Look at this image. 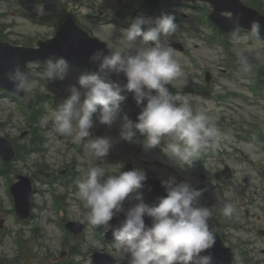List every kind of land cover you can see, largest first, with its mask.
Here are the masks:
<instances>
[{
	"label": "clouds",
	"instance_id": "1",
	"mask_svg": "<svg viewBox=\"0 0 264 264\" xmlns=\"http://www.w3.org/2000/svg\"><path fill=\"white\" fill-rule=\"evenodd\" d=\"M37 12L43 15L44 9L38 7ZM228 19L233 29L239 28L238 14ZM177 28L174 14L135 18L129 28L122 30L126 46L109 48L108 54L100 50L92 53L89 60L97 65L96 70L81 74L79 87L70 85L67 98L49 110L42 123L51 122L56 133L73 137L90 158L101 160L108 155L112 142L107 137L85 139L91 135L94 117L101 124L112 126L121 103L131 93L142 107L135 123L125 117L120 138L134 142V129L138 130L145 137V149L164 141L162 152L170 160L182 168L191 167L202 152L218 146L223 133L217 115L194 106L192 96L170 91L169 86L182 74L173 48L167 44ZM261 29L259 20L250 22L252 37L258 39ZM41 63L42 76L47 81L64 80L70 70L63 56H49ZM256 63H264V49L244 47L238 57L240 71L250 75ZM26 69L15 64L4 75L12 82L16 95L23 92L22 97L31 101L39 82L27 64ZM121 73L126 77L124 84L110 78L111 74ZM81 97L83 101L78 103ZM105 174L100 167H90L76 181V196L87 210L86 222L111 231L114 251L127 264H215L209 251L216 242V233L209 225L213 208L197 206L203 190L170 177L161 181L167 195L148 204L140 191L147 180L145 170L133 168L106 177ZM129 199L138 202L125 210L124 202ZM121 212L125 218L117 226L112 225L110 222ZM235 212L232 203L220 207V214L226 218ZM145 216L151 218L150 226L145 223Z\"/></svg>",
	"mask_w": 264,
	"mask_h": 264
},
{
	"label": "rangeland",
	"instance_id": "2",
	"mask_svg": "<svg viewBox=\"0 0 264 264\" xmlns=\"http://www.w3.org/2000/svg\"><path fill=\"white\" fill-rule=\"evenodd\" d=\"M62 1L66 2L69 8L77 11L80 21L115 50L126 46L122 30L127 28L119 22H129L131 25V22L135 18L141 17L142 14L141 12L136 13L135 17L129 16L126 20L120 17V14L128 7V4L134 5L137 2L136 0ZM29 2L30 8L25 9L19 0H0V22L13 23V26L7 30V33H11V40L23 43L29 38H35L32 44L35 45L38 37L44 38L52 35L54 29L35 24L32 19V13H38V7H42L44 13L46 12L44 2L40 3L36 0H29ZM122 5L125 6L121 7ZM98 7H102L106 11L104 18L108 20L95 24L87 16H96V8ZM210 11L211 6L208 3L198 2L191 7L172 5V7L159 8L153 16L148 17L155 18L161 13L174 14L178 28L173 38L183 43L186 47L185 52L172 47L174 57L181 65L182 74L170 86L182 91L186 90L185 93L182 92L180 94L192 96L194 98V106L217 115L218 120L219 117H225L226 121H243L248 127L252 126L254 129L259 127L257 132L264 136V96H259L251 92L250 89V79L252 81V76L256 73L255 67L250 75H245L240 71L238 64L240 51L244 47L264 49V40L251 37L247 33L229 34L225 37L228 42V50L224 46L216 45V42H208L205 34L211 35L214 28L206 23H200L197 21V17L200 16L201 12L209 13ZM185 15H188L189 19L186 20L184 18ZM189 24L193 27L191 32L188 31ZM218 37L223 38L221 36ZM219 38L216 37V39ZM31 40L33 41V39ZM230 58L234 65L230 64ZM31 65L35 74L46 82L35 78L39 82V87L34 92L46 91L53 97L58 96L60 98L59 104L64 101V96L69 94L66 89L70 85L79 87L77 80L81 75L80 70L73 66H69V73L64 80L47 81L42 76V64L34 63ZM206 72L211 74V80L208 88L203 91L201 88L205 84L204 75ZM234 92L236 95H232ZM220 94L229 95L230 98L221 100L219 99ZM82 101L83 97L78 103H82ZM122 117V114L119 113L117 119L118 128L124 122ZM95 120L96 125L101 130V137H107L112 142V147L106 157L97 161L93 159V163L97 167L102 168V162L107 163L114 159L111 164H113V169L117 171L127 160H131L138 169H143L145 172H153L161 180L175 177L177 183L188 182L193 188L203 190L199 202L213 209L215 207L220 209L221 205L227 202L232 203L235 209L241 211L246 208L247 202L250 200L264 201V184L262 180L264 149H260L252 143V139L246 141L238 137L231 145H218L219 149L226 152L223 156L224 162L235 172L233 180L223 181L217 177V173L220 172L219 170L224 166V163L213 156L207 158L202 168L196 169V165L182 168L170 160L167 155L161 156L155 147L145 149L143 147L145 138H142L139 133L135 135L134 142H127L120 138V130L116 134L113 126L109 127L101 124L96 118ZM0 125L1 133L14 139H17L21 132L27 129L20 102L11 98L6 92H0ZM44 129L47 139V151L44 156L32 155L26 162L19 161L16 164L17 167L15 166V170L21 169V173L33 174L36 170L35 163L45 162L51 169L57 171L74 160L76 161L75 168L82 169V164L90 160L84 149L83 153L78 151L81 143L74 142L73 137L62 136L63 140H59L61 135L55 133L51 122L50 125L47 123ZM85 139L92 138L88 137ZM23 140H28V137H24ZM65 140L69 143V146L66 145ZM70 142H74L73 147H70ZM219 142L222 143V138H220ZM160 145L164 147V141ZM235 146L242 148L244 152L249 154L252 158L249 159L251 162L240 160L237 150L234 148ZM110 174L113 173L110 169H107L105 177ZM14 180L12 174L8 176L0 174V221L1 219L4 221L3 227H0V255L9 260L13 259L14 256H18L20 247L14 240L16 235L24 241L25 246L33 249V252L42 254L43 257L46 255L45 258L58 256L62 250L68 251L69 247L63 245L64 240L61 228L63 217L86 222L85 215L87 210L83 207L80 209L81 205L71 198L68 201V206L65 207V211L56 213L53 196L55 193L63 194L66 192V188L60 185L62 179L56 180L58 182L55 181V184L36 181L37 193L33 198L35 206L33 208L34 216L28 223H22V221L14 217L11 209L13 202L9 194V187ZM51 184L56 188V192H53ZM68 197L70 198L71 194H68ZM249 223L258 224L253 220H249ZM216 230L222 235L225 231L232 235L235 234L233 228L226 229L222 225H218ZM245 235L247 236L248 234ZM102 236H99L94 229L89 228L86 234L82 235L78 241L75 242L72 238H69L70 244L78 243L76 246L78 252L73 255L68 254L67 258L59 264H93L91 257L95 251L106 252L122 258L114 251L113 242L105 241ZM251 237L256 238L254 234ZM263 243L264 240L259 241L258 246L264 247Z\"/></svg>",
	"mask_w": 264,
	"mask_h": 264
},
{
	"label": "water",
	"instance_id": "3",
	"mask_svg": "<svg viewBox=\"0 0 264 264\" xmlns=\"http://www.w3.org/2000/svg\"><path fill=\"white\" fill-rule=\"evenodd\" d=\"M236 5L227 8L229 11H233L242 17L240 20V26L250 29V22L253 20H259L262 24L261 34H264V17L257 13L256 11L250 10L244 7L238 1H232ZM216 6V5H215ZM222 7L216 6V14L222 11ZM216 14L212 17L221 24L220 19L217 18ZM231 29H233L231 27ZM100 50L104 54H108L110 51L104 47L97 39L89 37V35L83 31H80L73 23H66L65 27L58 33L56 39L51 40L47 43L42 44V49L40 50H28L20 48H12L6 43H0V88H8L13 90V84L6 79L5 73L9 71L15 64H19L22 70L26 69V64L33 60L44 61L47 57L52 55H60L65 57L67 60L74 61L80 65L86 66L91 72L96 70L97 65L89 60L92 53ZM46 53V55H43ZM110 78L120 84L126 83V77L121 73L119 75L111 74ZM127 100L131 107L132 117L137 121L138 113L141 111L142 106H138L131 93L127 94ZM146 103V101H145ZM3 140L0 139V148L3 149ZM10 159V157H6ZM19 184L26 185L25 189V199L24 206L29 207V196H30V183L26 179ZM142 190L143 199L145 203L153 204L157 201L158 197H163L167 195L166 189L158 183L146 180L144 182V187ZM19 202V201H18ZM129 205L133 206L135 203ZM19 204V203H18ZM23 204V203H22ZM21 204V207L23 208ZM20 208V205H18ZM123 219L125 215H122ZM145 223L151 225V218L145 216ZM109 237H112L111 234ZM213 257L215 264H232L234 260V253L223 246L222 241L216 236V242L212 249L209 250Z\"/></svg>",
	"mask_w": 264,
	"mask_h": 264
}]
</instances>
